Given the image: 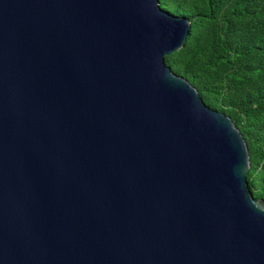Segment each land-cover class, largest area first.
I'll return each mask as SVG.
<instances>
[{"label": "water", "instance_id": "95a60500", "mask_svg": "<svg viewBox=\"0 0 264 264\" xmlns=\"http://www.w3.org/2000/svg\"><path fill=\"white\" fill-rule=\"evenodd\" d=\"M158 0H0V264H264L246 144L164 57Z\"/></svg>", "mask_w": 264, "mask_h": 264}, {"label": "trees", "instance_id": "16d2710c", "mask_svg": "<svg viewBox=\"0 0 264 264\" xmlns=\"http://www.w3.org/2000/svg\"><path fill=\"white\" fill-rule=\"evenodd\" d=\"M158 6L191 25L183 48L164 64L239 131L249 156L247 189L264 202V0H158Z\"/></svg>", "mask_w": 264, "mask_h": 264}]
</instances>
